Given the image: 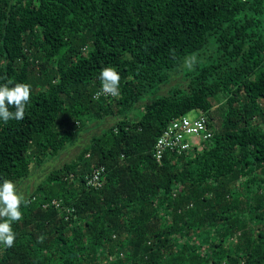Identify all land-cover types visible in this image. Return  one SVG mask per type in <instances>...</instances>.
<instances>
[{
	"label": "trees",
	"instance_id": "1",
	"mask_svg": "<svg viewBox=\"0 0 264 264\" xmlns=\"http://www.w3.org/2000/svg\"><path fill=\"white\" fill-rule=\"evenodd\" d=\"M110 64L120 92L95 99ZM182 70L187 86L159 95ZM7 81L32 88L24 118L0 121V178L114 123L25 196L0 264H264V0H0ZM194 110L212 137L156 160L164 128Z\"/></svg>",
	"mask_w": 264,
	"mask_h": 264
},
{
	"label": "clouds",
	"instance_id": "2",
	"mask_svg": "<svg viewBox=\"0 0 264 264\" xmlns=\"http://www.w3.org/2000/svg\"><path fill=\"white\" fill-rule=\"evenodd\" d=\"M100 90L116 96L120 92L121 73L115 65L102 66L99 72ZM32 85L28 82L0 83V121L21 120L30 100ZM14 107V110H13ZM29 200L19 192L16 182L10 178H0V247H11L17 233L13 224L22 218L21 205Z\"/></svg>",
	"mask_w": 264,
	"mask_h": 264
},
{
	"label": "built area",
	"instance_id": "3",
	"mask_svg": "<svg viewBox=\"0 0 264 264\" xmlns=\"http://www.w3.org/2000/svg\"><path fill=\"white\" fill-rule=\"evenodd\" d=\"M101 90L94 94L95 99L101 96H109ZM213 135L209 119L206 113L200 111L197 116L189 117L183 115L172 120L157 138L154 146L153 156L156 160L161 161L167 152L182 153L194 148L199 141L209 140ZM106 167L98 165L86 175V184L89 187L100 188L104 182ZM54 204L60 205V201L53 200L44 206ZM69 210V209H68Z\"/></svg>",
	"mask_w": 264,
	"mask_h": 264
},
{
	"label": "rangeland",
	"instance_id": "4",
	"mask_svg": "<svg viewBox=\"0 0 264 264\" xmlns=\"http://www.w3.org/2000/svg\"><path fill=\"white\" fill-rule=\"evenodd\" d=\"M204 58V57H202ZM204 60V59H202ZM199 61L198 56H194L186 61L184 64V67L186 68H193L195 63ZM183 70L179 73H176L173 76L172 82L166 85H163L159 91V95H163L164 93L168 92V90L174 86L180 84L183 87H186V83L184 82L183 78ZM146 101L141 102L137 105V107L133 110V112L130 114V117L135 119L141 116L142 109ZM198 111L194 110L189 112L187 115L189 117H195L198 115ZM216 114V124L221 121L222 112L219 110H215L214 112ZM114 123V119L112 117H108L105 119L104 123H101L99 126L96 127H90L89 130H84L76 144L73 146L67 148L57 156L50 157L45 163L41 164L37 167H32V170H30V175L23 179L20 182H16V186L19 192L23 193L24 196H26L29 192H31L35 186L45 178V176L53 169L60 168L63 166L64 163L71 161L74 159L78 153L81 151V149L90 142V139L92 136L101 133V130L110 126ZM31 169V168H30Z\"/></svg>",
	"mask_w": 264,
	"mask_h": 264
}]
</instances>
